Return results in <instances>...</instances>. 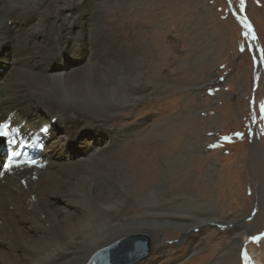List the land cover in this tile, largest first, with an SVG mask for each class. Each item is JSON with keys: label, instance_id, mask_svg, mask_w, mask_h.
<instances>
[{"label": "bare ground", "instance_id": "6f19581e", "mask_svg": "<svg viewBox=\"0 0 264 264\" xmlns=\"http://www.w3.org/2000/svg\"><path fill=\"white\" fill-rule=\"evenodd\" d=\"M174 2L169 0V6ZM59 4L0 0V61L6 70L0 76V117L3 121L13 114L16 125L35 130L52 126L42 155L47 168L0 179V264H88L95 252L133 236L150 237L152 252H157L164 225H179L186 237L191 228L216 224L217 214L197 218L191 210L187 153L181 152L187 164L179 166L181 173L187 168L181 186L160 190V174L167 168L159 169L157 163L164 155L163 165L178 169L174 157L179 142L161 145L160 153L154 138H142L143 130L120 151L110 152L119 135L139 125L123 132L110 126L124 113L148 104L161 84L158 73L150 74L163 46L153 30L157 17L140 29L127 16L123 25L114 21L110 26L104 13L87 4L80 7L66 0L65 8L56 12ZM66 57L77 60L76 67L56 71L55 63L65 64ZM164 103L175 101L168 98ZM84 130L107 135L108 141H87L86 155L70 159L67 146ZM161 182L166 187L168 181ZM210 202L213 212L218 211L217 202ZM232 236L236 243L238 234ZM188 241V249L201 244ZM149 253L150 240L144 258ZM211 253L186 264H206Z\"/></svg>", "mask_w": 264, "mask_h": 264}, {"label": "rangeland", "instance_id": "374dc122", "mask_svg": "<svg viewBox=\"0 0 264 264\" xmlns=\"http://www.w3.org/2000/svg\"><path fill=\"white\" fill-rule=\"evenodd\" d=\"M65 1L60 0L56 12L65 8ZM126 1L67 0L68 4H87L92 11L104 13L110 26L114 21L123 25L126 16L139 29L152 16L158 19L153 30L163 46L155 54L156 66L150 74L158 73L161 84L148 104L124 113L122 120L110 126L114 132H123L139 125L135 132L119 135L110 152L120 151L143 130L142 138H154L160 153L161 145L179 142L174 157L178 169L163 165L164 155L157 163L159 169L171 172L161 171L160 190L164 193L179 188L182 173L187 174L188 168L193 214L197 218L217 214L219 221L191 228L186 237L179 225H164L155 244L157 252H152L151 238L143 236L150 240V253L133 264L199 262L209 252L213 253L206 264H264V0H175L171 7L169 0ZM77 63L66 57L65 64L55 63L53 68H73ZM4 68L0 61V76ZM168 98L175 104L166 105ZM99 138L108 141L107 135L84 130L68 144V157H84L87 141L96 145ZM181 152L189 155L188 167L182 173L179 166L186 161ZM163 180L168 181L166 187ZM210 199L217 202L218 211L213 212ZM60 204L64 202L60 200ZM237 234V242L232 243V235ZM208 235L213 237L210 242L205 241ZM187 240L201 244L188 249ZM112 245L95 252L88 264ZM160 252L164 254L158 257Z\"/></svg>", "mask_w": 264, "mask_h": 264}, {"label": "water", "instance_id": "95a60500", "mask_svg": "<svg viewBox=\"0 0 264 264\" xmlns=\"http://www.w3.org/2000/svg\"><path fill=\"white\" fill-rule=\"evenodd\" d=\"M149 240L143 236L126 238L98 253L90 264H131L144 258Z\"/></svg>", "mask_w": 264, "mask_h": 264}, {"label": "snow or ice", "instance_id": "6c2138e0", "mask_svg": "<svg viewBox=\"0 0 264 264\" xmlns=\"http://www.w3.org/2000/svg\"><path fill=\"white\" fill-rule=\"evenodd\" d=\"M241 3H243V0H241ZM261 111L262 113H264V106L261 107ZM238 135H242V134H238ZM254 239H258V238H254Z\"/></svg>", "mask_w": 264, "mask_h": 264}]
</instances>
